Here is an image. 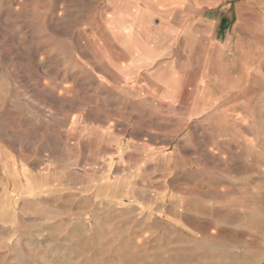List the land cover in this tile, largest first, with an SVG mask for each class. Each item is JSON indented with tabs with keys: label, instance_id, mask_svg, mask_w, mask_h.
<instances>
[{
	"label": "rangeland",
	"instance_id": "obj_1",
	"mask_svg": "<svg viewBox=\"0 0 264 264\" xmlns=\"http://www.w3.org/2000/svg\"><path fill=\"white\" fill-rule=\"evenodd\" d=\"M0 0V264H264V0Z\"/></svg>",
	"mask_w": 264,
	"mask_h": 264
},
{
	"label": "crops",
	"instance_id": "obj_2",
	"mask_svg": "<svg viewBox=\"0 0 264 264\" xmlns=\"http://www.w3.org/2000/svg\"><path fill=\"white\" fill-rule=\"evenodd\" d=\"M183 4V0H166L164 7H166V13H175L179 11L180 6Z\"/></svg>",
	"mask_w": 264,
	"mask_h": 264
}]
</instances>
